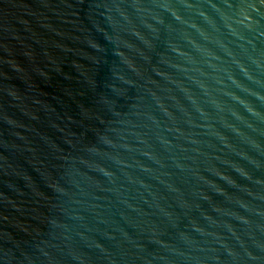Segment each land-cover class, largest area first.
I'll return each instance as SVG.
<instances>
[{"label":"water","instance_id":"95a60500","mask_svg":"<svg viewBox=\"0 0 264 264\" xmlns=\"http://www.w3.org/2000/svg\"><path fill=\"white\" fill-rule=\"evenodd\" d=\"M0 264H264V0H0Z\"/></svg>","mask_w":264,"mask_h":264}]
</instances>
